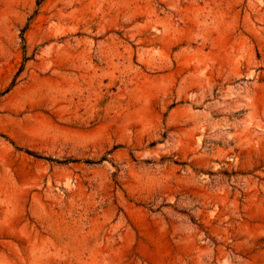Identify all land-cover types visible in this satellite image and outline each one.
Masks as SVG:
<instances>
[{
    "label": "rangeland",
    "instance_id": "obj_1",
    "mask_svg": "<svg viewBox=\"0 0 264 264\" xmlns=\"http://www.w3.org/2000/svg\"><path fill=\"white\" fill-rule=\"evenodd\" d=\"M0 264H264V0H0Z\"/></svg>",
    "mask_w": 264,
    "mask_h": 264
}]
</instances>
